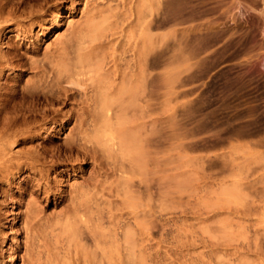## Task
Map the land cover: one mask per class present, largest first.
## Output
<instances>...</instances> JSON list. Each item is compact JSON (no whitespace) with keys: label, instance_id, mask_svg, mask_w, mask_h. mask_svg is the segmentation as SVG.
I'll list each match as a JSON object with an SVG mask.
<instances>
[{"label":"rangeland","instance_id":"374dc122","mask_svg":"<svg viewBox=\"0 0 264 264\" xmlns=\"http://www.w3.org/2000/svg\"><path fill=\"white\" fill-rule=\"evenodd\" d=\"M235 1L238 2L237 10L245 19L251 16L262 18L260 40L264 43V0H260L259 6L255 8L242 0ZM12 3H15L14 6L10 5L7 9L15 7L16 10H13L16 18L9 21V24L3 23L7 26L0 32V51L9 53V56L14 52L20 58L16 57L19 61H14L9 66L11 68L6 67L1 73L0 93L18 92L26 84V80H33L36 70L27 63L28 59L33 57L42 60L45 54L54 53L61 46L59 41L64 40L71 31L74 32V44H86L89 41L87 34L92 27H101L102 23L107 33L118 28L120 32L116 29V33L119 38L115 45L125 51L122 63L132 57L131 48L136 40V36L133 39V34L141 32L140 25L129 26L134 18L130 9L134 0H12ZM55 11L62 13L57 23L53 19ZM115 21L125 26L121 27ZM21 26L26 33L29 31L28 38L15 36L16 30ZM75 38L78 40L74 41ZM255 58L264 72V48L259 50ZM162 71V67H154L156 92L149 100L151 103L147 100V105L142 104L143 98L137 104L129 100L131 107L126 108L127 115L120 126L127 134L139 136V133L141 145H138H143L142 148L138 146L142 149L139 153L135 150L136 156H125L122 161L131 177L128 181L130 196L148 211L146 217L138 218L139 226L146 225L148 233H141V237L139 226L135 225V228L138 227L136 232L140 234L139 239L142 238L140 244L145 250L148 264H264V126L232 125L230 121L237 124L249 118L234 119L233 113L230 114L234 112L231 108L232 111H223L219 96L211 94V76L202 77L204 80L197 79V83L194 80L189 85L193 90L192 95L186 96L183 90L189 86L182 84L180 79L170 84L169 89L167 87L168 94L159 87ZM258 78L260 76L254 79ZM66 85L71 86L68 83ZM252 90L253 94L256 93L254 98L252 93L245 96L251 103L257 95L264 92V89L255 87ZM165 93L167 96H164ZM6 95L5 98H8ZM76 95L78 97L80 91H76ZM231 97L232 95L230 100L237 102L235 96ZM18 99L19 102L20 99L22 101L19 105L25 106H19L22 108L20 111H24L27 120H33H28L27 126H14L13 129L16 128L17 132L23 128L19 132L23 134L19 136L17 133L19 137L16 136V141L11 144L9 155L13 157V161L23 159L30 153H39L41 157L34 168L25 166L21 171L14 170L13 177L2 181L0 179V264H89L88 258L92 257L93 252L98 254L102 247L107 249L101 242L109 234L112 237L111 233L113 235L114 231L119 232V224L126 221L134 223L133 216L128 214L129 208L125 209L122 204H117L122 196H116L117 191L111 187L114 184L110 180L116 178L115 173L112 174L113 178L108 177L104 183L106 189L104 185L97 188L99 190L95 189L97 195L93 189L96 196L92 197H98L97 204H101V212L94 202L95 198L91 197L93 207L88 213L92 218L87 212V215L79 213L80 215L70 216L71 221L77 220L73 226L76 232L67 228L66 232L65 216L75 207L70 188L75 182H93L96 175L94 169L97 167V162L95 164L92 159H85L78 152L62 150L61 157L57 156L63 144L64 133L68 132L69 127H73V123L67 127L61 126L58 119H61L62 113L75 111L77 103L56 104L55 101H44L34 116L25 110L33 105L32 99L29 98V102L28 98ZM25 100L27 101L24 102ZM209 100H213V103L208 108L205 102ZM185 102L190 107H185ZM249 102L244 106H250ZM131 103L138 107L142 104L143 108L133 107ZM216 104H219L218 110L214 108ZM47 105H51L52 109ZM40 108L61 110L59 115L53 111L47 112L50 116L54 115L57 126L48 130L43 119L44 110L40 111ZM187 110L192 116L187 114ZM15 113L10 112L8 115ZM215 113L218 114L214 115ZM226 116L231 118L227 120ZM210 118L213 124L209 121ZM136 142L138 143L137 140ZM106 158H102V161L111 173L110 166L117 164L119 157L118 160L117 157H112L111 160L110 157ZM60 169L64 170L60 172ZM42 171L43 174L40 175ZM113 183L116 184V181ZM110 187L113 188L111 191ZM148 194L150 198L146 197ZM106 199L115 201L117 208L114 202V207L111 208V203ZM113 208L117 217L114 212L111 213ZM111 221L112 225L109 223ZM102 232L108 236H104ZM139 245L137 248L141 247ZM140 249L138 248L136 255L144 259L145 255H142ZM14 254L17 257L15 261L12 260ZM147 260L144 259L145 264Z\"/></svg>","mask_w":264,"mask_h":264},{"label":"bare ground","instance_id":"6f19581e","mask_svg":"<svg viewBox=\"0 0 264 264\" xmlns=\"http://www.w3.org/2000/svg\"><path fill=\"white\" fill-rule=\"evenodd\" d=\"M242 1L252 5L254 8L260 4V0ZM14 4L12 0L0 1V32L7 26L6 24H9V21L16 18L15 11L13 10L15 7L8 10L9 6H14ZM130 9L134 18L130 24L128 21L129 26L131 27V25L134 24L141 26V32H139L138 35L135 33L132 36L133 39L136 36V40L131 48L132 57L130 60L128 59V61L122 63V55L125 51H121L119 46L115 45L117 38H119V35L116 33V29L118 28L112 30L113 32L109 31L110 33H107L106 27H102L103 24L101 23V27L96 25L90 29L87 34L89 41L86 44L83 42H76L74 44L72 41V38H74L72 34L74 32L71 31L66 35L64 40L59 41L61 46H58L54 53L45 54L42 60L33 57L29 58L27 63L31 68L36 70V77L33 80H26V84L24 86L22 85L18 92H9L8 94L7 92L1 91L0 93V98L3 101V103H0L1 181L13 177L15 175L14 170L21 171L25 166L34 168L37 164L36 162H39L41 157L39 153H30V155L23 159L13 161V157L9 155V149L12 147L11 144L16 141V136H18L17 133L23 131L22 128L17 132L16 128V130L13 129L14 126H27L29 123L28 120L32 119L27 120L24 111L21 112L22 108H19V106H21L19 103L21 104L22 101L20 99L19 102L17 98H28V102L32 99L33 105H31L30 108L27 107L25 110L26 112L30 111L29 115L32 114L34 116L37 115L39 110L38 107L44 104V101H55V103L61 102L66 104L69 102H73V104L75 102L77 103L76 105L78 107L76 106L77 109L75 111L71 113H66L64 111L65 113H62L61 119H58L60 120L61 126L67 127L73 123V127H69L68 132L64 133L62 137L63 144L60 150H58L57 156L58 158L61 157L62 150L63 152H78L83 154L85 159H92L94 163L97 162V167L94 169L96 175L93 182L88 180L85 183L81 181L72 184L70 192L72 194V201L75 204L73 206L75 207H73V210L67 212V216H65L67 217L66 221L64 218L65 231L67 228V230L69 229L76 232L73 226L76 225V223L74 225V222L77 220L74 222L71 221L70 216H75L79 213L85 215L86 212L89 215L88 211L93 207L91 197L95 195V189L103 186L107 178H113L112 174L115 173L116 178L110 181L112 184L116 185H111V187L113 186V188H115L114 191H117L116 194L118 195L116 196H122L121 200H117V204H122L124 206L122 208H129V210L127 209L128 214L130 213L133 216L134 223L126 221L124 224L122 223V225L119 224V232L116 230L112 235L109 231L112 237H110L109 232H107V234H109V236L107 235L108 237L105 232H102L107 239L110 237L109 240L106 239L101 242V244L107 246V249L102 247V249H100L101 252L98 254L92 251V257H90V259L88 258V260H90L89 264L90 262L91 264H145L144 259L147 260L145 250L140 244L142 238L139 239V235L148 230H146V225L139 226L140 223L138 218L140 216L146 217L148 211L130 196L128 181L131 177L122 161L125 156L131 157V155L137 154L135 150H137V152L142 150L140 148H142L143 145L142 147L138 145L141 143V141L139 143L140 134L138 132L139 136L135 134L130 135L125 132L124 128L121 130L120 126L125 119L124 116L127 115V111H125L127 110L126 108L131 107L129 105L130 101L137 104V101L143 98L144 101H142V104H148L147 100H150L155 91L154 85H156V76H154L153 73L155 66H158V68L162 67L163 69L159 87L166 90L167 92H165L167 94L170 87L169 85L176 82L177 79H180L182 84L189 86L194 80H196L197 83V79L201 78V80H204L202 77L211 76V94L219 96L217 97L221 99V103L219 102V104L223 111L231 108L234 111L230 113L231 115L233 113V118H249L237 124H235V121H233L234 124L230 121L232 125L264 126V109H262L264 104V92L262 91L257 95L256 99L252 100L250 98L253 103L247 101L249 99L245 98V96L253 92L251 89L254 87L260 90L264 89V79L262 80L264 72L259 67L258 59L255 58L259 50L264 48L263 40H260V34L262 33L260 26L261 23H263L262 18L259 16H251L249 19H245L237 10L238 2L235 0H134V3L130 4ZM127 10L130 12L129 9ZM53 14V19L56 23L59 22L58 18L62 16V13L60 11H55ZM121 22L124 23L122 19ZM117 23L116 25L119 24L121 27L125 26L122 25V23ZM113 25H111V27ZM126 26L129 27L128 25ZM111 29H114V27ZM153 30L161 32H153ZM117 31L120 32L119 29ZM27 33L21 26L16 30L15 36H22L25 39L30 36ZM77 40L75 38L74 41ZM16 57H19V54L13 52L12 56H9V53H3L2 50L0 51V75L4 69L12 65L14 61H19L20 57ZM221 67L224 68L221 69ZM256 76H260V78L256 79L257 81L254 79ZM207 79L205 81H207ZM67 83L71 84V86L66 85ZM253 83L255 84L254 87H252L254 85ZM163 89L161 90L163 91ZM76 91H80V97H77ZM204 91H206V89ZM183 92L188 96L193 90L189 86L183 90ZM166 93L164 96H167ZM5 94L9 97L5 98ZM159 94L162 93L159 92ZM254 94L256 93L254 92ZM254 94L252 93V97ZM231 95L237 98V102L230 100ZM126 97L128 98L126 99L127 101L125 100ZM164 100L163 103L165 102ZM203 101H205L204 98ZM149 102L151 103V101ZM248 102L249 104L251 103V105L245 107L248 105ZM212 103L213 100H209L207 103L205 102L208 108ZM142 104H140L139 107H142ZM188 104L185 102V107ZM219 104H216V106L213 105L214 108H217ZM133 105L135 104H132V106ZM151 105L152 104H150V106ZM47 106L50 107L51 105ZM133 107L132 109L134 110L139 108L138 106H136V108ZM212 107L210 108L211 110H213ZM50 108L48 109L49 112L53 111L56 114L61 112L58 108L55 110H51L52 108ZM190 109L189 111L192 110ZM41 110H44L43 119L45 125L48 126V130H51L53 126H57L54 115L50 116L46 108H40V111ZM193 110L195 109L193 108ZM201 110L202 109H200L199 112H201ZM205 110L207 111L206 108ZM189 111H186L187 114L192 116ZM10 112L16 113L12 116L10 114L9 116L8 113ZM192 112L193 111H191V113ZM221 113L223 114V112ZM216 114L218 113L214 115ZM211 116L212 114H210L209 117ZM220 116L222 117V115ZM214 118L216 117L214 116ZM225 118L228 120L231 117L226 116ZM222 119H224V117ZM164 121L165 120H163V122ZM209 121L211 122V118ZM214 121H216V119ZM35 123L37 122L35 121ZM205 123H207V120H205ZM21 134H23V132L19 133V136ZM136 136L139 138H136ZM142 139H144V137H142ZM134 143L135 145H133ZM133 146L136 147L133 148ZM104 157H110V160L112 157H117L118 160L119 157L118 163L114 159V162L117 164H114L112 167L110 166L111 173L103 164L102 158ZM63 170L64 169H60V172ZM41 174H43V171L40 172V175ZM114 180L116 184L113 183L115 182ZM103 187L106 189L105 185ZM107 187L109 188L108 185ZM111 187L109 189L110 191L113 189H111ZM97 193L96 191V195ZM90 194L91 196H89ZM140 197L141 196H139V198ZM146 197L150 198V194ZM93 198H95L94 202L98 205V197H92V199ZM99 203H101L100 200ZM108 203H111V208L113 204L116 206L115 201L109 200ZM103 204L105 205V203ZM100 206V209H98L99 211L102 209ZM108 207L109 206H107V208ZM115 208H117V206ZM107 212L109 213V211ZM113 212L114 208L111 213ZM99 214L101 215V213ZM113 214L116 215L115 212ZM114 215H111V217ZM90 217L92 218V216ZM114 218L115 216L113 219ZM113 221L109 223L112 225ZM36 223L33 224V229ZM63 223L62 221V225ZM135 225L139 226V228H136H138L140 234L136 232L137 229ZM147 233L145 235H147ZM137 235L139 237H137ZM104 236H102L103 239ZM93 237L96 242V237L94 235ZM145 237L146 236L143 238L144 240ZM139 244L141 247L138 248H142L144 251L143 253L142 249L139 250L143 256L145 255L144 259L139 258L137 256L138 254L136 255V251L138 250L137 246ZM16 259L17 257L14 254L12 260L15 261ZM146 262V264H148V260ZM149 264L151 263L149 262Z\"/></svg>","mask_w":264,"mask_h":264}]
</instances>
